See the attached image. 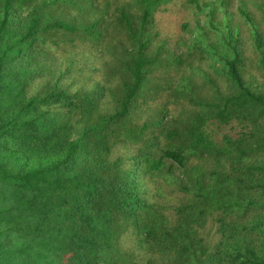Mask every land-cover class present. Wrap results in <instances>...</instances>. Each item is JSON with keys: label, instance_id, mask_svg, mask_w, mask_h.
<instances>
[{"label": "trees", "instance_id": "16d2710c", "mask_svg": "<svg viewBox=\"0 0 264 264\" xmlns=\"http://www.w3.org/2000/svg\"><path fill=\"white\" fill-rule=\"evenodd\" d=\"M161 2L0 0V264H264V0Z\"/></svg>", "mask_w": 264, "mask_h": 264}, {"label": "rangeland", "instance_id": "374dc122", "mask_svg": "<svg viewBox=\"0 0 264 264\" xmlns=\"http://www.w3.org/2000/svg\"><path fill=\"white\" fill-rule=\"evenodd\" d=\"M209 0H200V2ZM195 8L189 4L188 0H162L155 12V23L157 29L171 42H175L180 36V26L188 22L191 26L195 23ZM203 14L197 17L203 19ZM219 136V129H215ZM226 131V128L224 129Z\"/></svg>", "mask_w": 264, "mask_h": 264}]
</instances>
